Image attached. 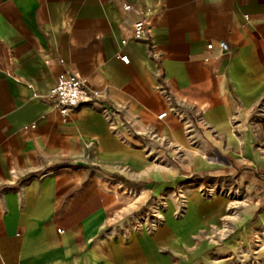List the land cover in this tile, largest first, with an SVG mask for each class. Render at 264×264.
<instances>
[{"label":"crops","instance_id":"obj_1","mask_svg":"<svg viewBox=\"0 0 264 264\" xmlns=\"http://www.w3.org/2000/svg\"><path fill=\"white\" fill-rule=\"evenodd\" d=\"M0 264H264V0H0Z\"/></svg>","mask_w":264,"mask_h":264},{"label":"built area","instance_id":"obj_2","mask_svg":"<svg viewBox=\"0 0 264 264\" xmlns=\"http://www.w3.org/2000/svg\"><path fill=\"white\" fill-rule=\"evenodd\" d=\"M125 8L130 9L131 5L127 4ZM148 33L147 24L144 20H139L134 23L133 35L136 39H146ZM123 42H125V40H123ZM214 47L215 44L213 42L207 44V49L209 50L214 49ZM218 47L222 51H229V46L225 41L220 40L218 42ZM119 58L126 64L130 62L127 54L119 55ZM100 96V92L90 90L86 87L84 79L80 73L65 72L57 77L54 88L48 94V99L54 106L59 108L64 115H68L72 109L93 99L98 100ZM166 114V112H163L159 115V118H163Z\"/></svg>","mask_w":264,"mask_h":264}]
</instances>
